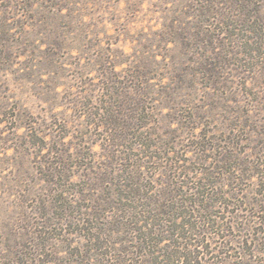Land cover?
<instances>
[{"label":"rangeland","instance_id":"374dc122","mask_svg":"<svg viewBox=\"0 0 264 264\" xmlns=\"http://www.w3.org/2000/svg\"><path fill=\"white\" fill-rule=\"evenodd\" d=\"M0 264H264V0H0Z\"/></svg>","mask_w":264,"mask_h":264}]
</instances>
